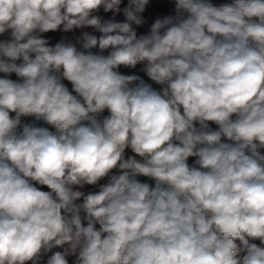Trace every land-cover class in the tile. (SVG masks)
<instances>
[{"label": "clouds", "instance_id": "obj_1", "mask_svg": "<svg viewBox=\"0 0 264 264\" xmlns=\"http://www.w3.org/2000/svg\"><path fill=\"white\" fill-rule=\"evenodd\" d=\"M172 2L0 0V264H264V0Z\"/></svg>", "mask_w": 264, "mask_h": 264}, {"label": "trees", "instance_id": "obj_2", "mask_svg": "<svg viewBox=\"0 0 264 264\" xmlns=\"http://www.w3.org/2000/svg\"><path fill=\"white\" fill-rule=\"evenodd\" d=\"M152 5H147L145 12L140 14L142 16V18L145 20V23H143L142 25L138 26L139 27V35L142 34H147L150 30V27L152 25V23L155 22V20L157 18H163L165 16H174L175 13V6L174 3L172 2V0H149ZM212 0H210L211 2ZM221 2H226L227 0H220ZM128 0H122V3L120 5L121 11L117 14H114L113 12H104L103 9L101 8L99 10L98 13H95L96 15H99L102 17L103 20H115L116 22H124L125 21V17L123 15V8L127 6ZM186 15V14H185ZM92 31H94L93 28H88ZM78 31V29H75L73 31H71L72 34H76ZM66 34V32L63 31H56V32H48V33H43L41 34L43 36V38H46L49 40L50 42V46H54L56 43L60 42V38L62 35ZM96 35V34H95ZM97 36V35H96ZM96 52H98V48L95 49ZM104 55H107L106 52L103 53ZM17 63H19V61H17ZM143 68V65H137V67L135 69H129V68H124L123 66H121L120 70L122 73H127L128 75H138L141 76L144 72L141 70ZM104 116L108 115L107 110H105V112L103 113ZM25 123H30V118H25L24 119ZM210 127H212L213 129L216 128V125L213 124L212 122H209ZM262 154H264V150H262ZM194 157L193 158H189V164H192L194 162ZM32 183L34 184V186H36L37 188H39L42 191H51L50 189L47 188V186L44 185H39L38 183H36L35 181H32ZM92 192H96L91 185H89V188L87 191L83 192L84 195H87L89 193ZM75 203H83V197H81L79 200L75 201ZM85 226H86V222H85ZM96 227L98 228L99 225H96ZM258 243V241H257ZM53 252L55 251H63V248L57 247L54 248L52 250ZM52 253H49L48 255H51ZM241 255H243V253H241ZM47 257H45V261H46ZM69 260V264H72L73 260H75V257H68Z\"/></svg>", "mask_w": 264, "mask_h": 264}, {"label": "rangeland", "instance_id": "obj_3", "mask_svg": "<svg viewBox=\"0 0 264 264\" xmlns=\"http://www.w3.org/2000/svg\"><path fill=\"white\" fill-rule=\"evenodd\" d=\"M231 2H232V0H227L225 3H231ZM211 3H213L214 5L224 4V2H221L220 0H212ZM133 27L135 28V30L137 31V34L139 35V27L136 26V25H133ZM83 32H89V33H91V34H93V35L96 34L97 36L101 35L100 33L96 32L95 30L92 31V30H90V29H88V28H82V29H78V31H77L76 34H72L71 32H67L66 34L62 35L60 39H65L66 41H69V42H73V43H75V42H76V38L79 37V36H81V34H82ZM8 39H10V35H9V37H8L7 39H5V40H8ZM77 47L79 48L80 46L77 45ZM92 51H93V52H96L95 49H93ZM106 54H107V52H106ZM119 70H120V69H119ZM120 72H121V70H120ZM121 73H122V72H121ZM122 74H126V75H128L127 73H122ZM140 77H141L142 79H144L146 83L151 84L153 88H156L157 90L160 89L161 86H160V85H157V84H155L154 82H152L151 80H149V78L145 75V73H143ZM8 78L13 79V80H18V77H16L15 74H12V75H11L10 77H8ZM63 83H64V84L69 88V90L71 91V84H70L68 81H66V80L63 81ZM73 94H75V93H73ZM11 115H14V113H12ZM27 118H30V123H33V122H34V123L36 124V126H40V127H49V128H50V126L47 125V124H45L43 121H34V118H32V117H27ZM24 119H25V118H23V121H24ZM50 130H53V131H54V129H50ZM131 155H134V153H132L130 149H126V157H127V156H131ZM138 158H139V157H137V159H138ZM113 174H116V171H115V170H113ZM139 179L141 180V182H147V183H149L150 185H153V186H154V181L150 180V179L147 178V177H139ZM99 183H100V184L107 183V179L105 178V179L101 180ZM91 186H92V185H91ZM88 188H89V185H85L84 188H82V189H77V190H80V191H82V192H85V191L88 190ZM92 188H93L95 191H98V190H99L98 185H97V186H92ZM67 246H68V245H65L64 247H67Z\"/></svg>", "mask_w": 264, "mask_h": 264}, {"label": "crops", "instance_id": "obj_4", "mask_svg": "<svg viewBox=\"0 0 264 264\" xmlns=\"http://www.w3.org/2000/svg\"><path fill=\"white\" fill-rule=\"evenodd\" d=\"M10 33H6L2 36H0V40H5L9 37ZM5 77V74L4 73H0V78H4ZM69 257H74V256H69Z\"/></svg>", "mask_w": 264, "mask_h": 264}, {"label": "built area", "instance_id": "obj_5", "mask_svg": "<svg viewBox=\"0 0 264 264\" xmlns=\"http://www.w3.org/2000/svg\"><path fill=\"white\" fill-rule=\"evenodd\" d=\"M149 5H152V3L149 1ZM138 159H140V158H138Z\"/></svg>", "mask_w": 264, "mask_h": 264}]
</instances>
